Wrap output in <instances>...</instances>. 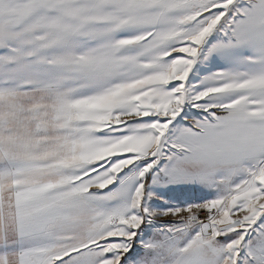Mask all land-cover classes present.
<instances>
[{
  "label": "snow or ice",
  "instance_id": "6c2138e0",
  "mask_svg": "<svg viewBox=\"0 0 264 264\" xmlns=\"http://www.w3.org/2000/svg\"><path fill=\"white\" fill-rule=\"evenodd\" d=\"M0 264H264V0H0Z\"/></svg>",
  "mask_w": 264,
  "mask_h": 264
}]
</instances>
